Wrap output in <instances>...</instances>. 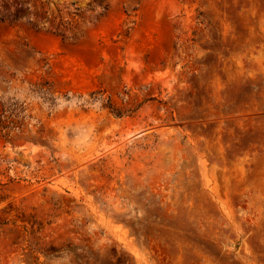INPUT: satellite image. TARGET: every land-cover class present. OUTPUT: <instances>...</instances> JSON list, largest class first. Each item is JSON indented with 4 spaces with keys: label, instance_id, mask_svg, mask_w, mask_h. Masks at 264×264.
<instances>
[{
    "label": "rangeland",
    "instance_id": "obj_1",
    "mask_svg": "<svg viewBox=\"0 0 264 264\" xmlns=\"http://www.w3.org/2000/svg\"><path fill=\"white\" fill-rule=\"evenodd\" d=\"M0 264H264V0H0Z\"/></svg>",
    "mask_w": 264,
    "mask_h": 264
}]
</instances>
